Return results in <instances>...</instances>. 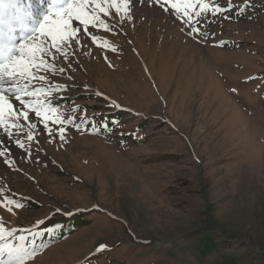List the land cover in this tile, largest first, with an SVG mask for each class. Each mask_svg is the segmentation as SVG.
Masks as SVG:
<instances>
[{"label":"rangeland","instance_id":"1","mask_svg":"<svg viewBox=\"0 0 264 264\" xmlns=\"http://www.w3.org/2000/svg\"><path fill=\"white\" fill-rule=\"evenodd\" d=\"M32 2L39 13L50 0ZM231 3L248 5L246 14L217 16L208 25L215 39L201 42L174 14L134 0L133 19L102 37L117 52L89 44L92 55L81 50L68 70L73 79L49 77L67 85L52 94L65 119H114V130L67 125L61 143L45 139L33 113L40 150L19 138L36 163L0 128V150L20 168L0 159V189L27 205L0 207L6 229L64 215L56 208L86 218L28 264H264V0ZM101 244L109 250L96 254Z\"/></svg>","mask_w":264,"mask_h":264},{"label":"snow or ice","instance_id":"2","mask_svg":"<svg viewBox=\"0 0 264 264\" xmlns=\"http://www.w3.org/2000/svg\"><path fill=\"white\" fill-rule=\"evenodd\" d=\"M134 0H50L47 9L34 10L32 0H0V128L9 139L16 137L15 144L23 149L25 156L38 163L32 151L19 136L25 134L27 141L36 140L37 151L40 150V141L36 139V123L30 122V115L35 114L43 123V130L47 132L45 139H57L61 143L66 142V128L76 132L91 129L97 132L96 125L102 123V131L114 130L119 124L114 119L104 118L103 121L92 119L64 118L60 109L53 104V93H66L67 85L53 83L49 77H73L69 73L72 64L79 66L80 51L84 55L91 56L88 45L94 44L100 49H110L113 53L117 49L102 39L108 34H118L117 27L122 29L123 23L132 20V4ZM43 3V0H38ZM145 3V0H140ZM147 3L157 5L165 13H172L180 21V30L192 41H207L209 36L215 39V33L208 27L217 16L221 19H230L228 13L236 11L243 16L247 12L248 5L244 9L234 8L231 0L224 7L216 0H147ZM73 21H77L81 27H75ZM220 47L227 45L221 43ZM71 53V55H70ZM138 54V53H137ZM104 59L108 61V57ZM109 67H112L108 61ZM260 79H264L261 77ZM233 92L236 89H232ZM96 96L103 95L95 91ZM105 99H108L105 97ZM18 102L19 107H17ZM115 108H121L115 101ZM84 111V110H80ZM60 113L59 115H57ZM71 117L72 113L68 114ZM139 115V114H138ZM49 121L53 125H59L54 132L49 127ZM27 124L28 131L24 132ZM0 159L10 169L19 172L18 161L13 159V154L4 147L0 150ZM10 191V190H9ZM0 207L15 214L18 209H25L27 205L24 199H17L15 193H5L0 189ZM97 205L94 211H98ZM57 214L71 216L75 209L62 212L56 208ZM110 217L113 215L108 212ZM44 224V221L40 222ZM57 228H46L49 237L47 243L56 239ZM22 234L16 235L17 229H6L0 221V264H28L38 253L45 249V243L36 244V237H43L45 231L32 232L25 228L20 230ZM32 237L31 245L28 243V235ZM108 249V245L101 244L95 250L96 254ZM86 264H93L89 258Z\"/></svg>","mask_w":264,"mask_h":264},{"label":"trees","instance_id":"3","mask_svg":"<svg viewBox=\"0 0 264 264\" xmlns=\"http://www.w3.org/2000/svg\"><path fill=\"white\" fill-rule=\"evenodd\" d=\"M264 77V72L261 74ZM110 116V115H108ZM117 118V117H116ZM120 119V116L118 117ZM85 214L83 212H75L71 216L67 215H52L49 218L43 220L44 224L38 223L37 225L31 226L28 229H31L32 232L36 231H45V235L43 237H36V244L39 245L40 243H45V251L50 246L57 243L59 240L67 237L68 235L72 234L73 232L77 231L79 228L84 226L85 224ZM57 226H61L62 228V235L60 234V229H57V236L56 239L52 240L51 243H47L49 237L46 233V228H57ZM22 234L21 231L17 232L16 235ZM28 235L27 233H23ZM32 237L28 235V243L31 245ZM42 252V251H41Z\"/></svg>","mask_w":264,"mask_h":264}]
</instances>
